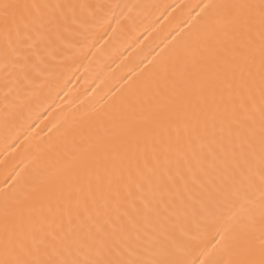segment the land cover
I'll return each instance as SVG.
<instances>
[{
	"label": "bare ground",
	"instance_id": "1",
	"mask_svg": "<svg viewBox=\"0 0 264 264\" xmlns=\"http://www.w3.org/2000/svg\"><path fill=\"white\" fill-rule=\"evenodd\" d=\"M26 2L30 33L0 32V259L71 203L88 208L79 264L258 261L259 11L224 6L259 0Z\"/></svg>",
	"mask_w": 264,
	"mask_h": 264
},
{
	"label": "snow or ice",
	"instance_id": "2",
	"mask_svg": "<svg viewBox=\"0 0 264 264\" xmlns=\"http://www.w3.org/2000/svg\"><path fill=\"white\" fill-rule=\"evenodd\" d=\"M40 7L37 4L27 3L26 0H0V32L6 37L14 34L16 36L29 34L39 19L37 12ZM224 7L241 10L258 9L261 69L264 70V0H259V4L225 5ZM255 23L256 16L251 11L238 18L237 30L242 38H246L244 46L236 49L240 55H245L254 46ZM262 84H264V71H262ZM262 94H264V87H262ZM261 143L264 147V113H262L261 121ZM169 178L174 181L177 179L172 176ZM179 179H184V176L179 174ZM193 179L195 180V177ZM127 195L132 196L134 193L129 191ZM87 212L86 205L72 206L69 203L66 219L61 215L52 222H48L47 218L42 220L38 228L34 227L30 233L22 235L13 242V256H9L6 246L5 257L0 259V264H79L76 260L66 258V254H70L67 241L76 229L82 228L87 223L85 218ZM93 264H100V262H93ZM102 264H130V262L117 258L104 261ZM201 264H211V262L201 261ZM233 264H264V245L261 247L258 261L242 259Z\"/></svg>",
	"mask_w": 264,
	"mask_h": 264
}]
</instances>
